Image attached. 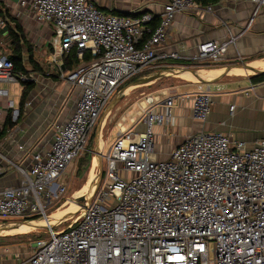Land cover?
Segmentation results:
<instances>
[{
  "label": "built area",
  "instance_id": "built-area-1",
  "mask_svg": "<svg viewBox=\"0 0 264 264\" xmlns=\"http://www.w3.org/2000/svg\"><path fill=\"white\" fill-rule=\"evenodd\" d=\"M220 1L252 3L248 28L264 10V0ZM18 2L36 21L53 28L50 65L76 101L69 118L56 125L49 150L34 153L29 167L7 159L22 182L0 188V224L29 217L45 221L50 233L49 239L32 243L30 254L18 264H264V139L247 150L244 142L226 134L201 131L185 137L169 158L155 159V128L170 126L174 119L170 111L178 96L168 88L161 90L163 97L148 95L135 106L119 124L109 151L102 150L104 184L97 197L96 189L83 202L85 215L56 231L47 213L52 199L67 193V184L59 180L68 178L110 100L130 79L155 66L157 49L166 43L176 15L201 5L166 0L159 25L153 27L150 13L114 14L94 0ZM204 7L213 11L212 5ZM4 27L0 16V31ZM235 40H206L193 61L217 63ZM71 53L81 61L92 58L66 71L63 60ZM27 79L33 75L22 77ZM15 82L13 61L0 55V83ZM213 88L201 84L186 95L199 122H206L212 111ZM18 116L19 109L13 108V120ZM139 121L144 128L139 129ZM9 139L14 144L16 135L10 133Z\"/></svg>",
  "mask_w": 264,
  "mask_h": 264
},
{
  "label": "crops",
  "instance_id": "crops-1",
  "mask_svg": "<svg viewBox=\"0 0 264 264\" xmlns=\"http://www.w3.org/2000/svg\"><path fill=\"white\" fill-rule=\"evenodd\" d=\"M165 2L166 0H110L98 6L110 13L113 9L119 13H130L129 15L150 13L153 16L152 26L156 27L161 20ZM209 5L213 7L212 12H207L205 7L201 6L199 10L176 15L169 28L166 43L157 49L159 57L154 64L158 67L156 69H162L165 65L172 63L173 59L161 57L163 54L178 52L181 55L179 60L195 63L193 58L198 53L200 43L206 40L235 37V42L230 45L222 60L224 63L220 64V68L209 71L220 72L216 73L219 76L228 66L227 62H238L240 58L264 71V10L248 28L254 7L252 3L215 0ZM0 6L22 25L26 40L35 48L34 59L47 73L57 75L58 71L52 69L50 65V56L54 51L53 28L49 24L36 21L33 15L27 14L18 0H0ZM155 16L160 18L157 19V25L153 24ZM1 17L4 19L3 16ZM4 20L5 27L0 31V55L9 57L13 54V36L6 25V19ZM14 23L12 22L13 26ZM24 44V40H21V45ZM23 54L27 62L29 54L26 47L23 49ZM208 64L214 63L200 62L195 63L194 66L201 67ZM27 69L33 75L35 87L28 96L24 105V114L18 125L0 138V188L21 184L22 175L15 165L29 167L34 153L49 150L56 125L65 122L76 106L75 96L70 99V87L63 84L59 78L45 76L35 71L29 63H27ZM228 75L232 76L230 73ZM251 77L235 75V77L211 83L214 87L213 105L206 122H199L193 118L192 99L186 97L187 94L194 93L196 84L190 82L171 87L174 95L178 97L175 99L177 104L170 112L176 121H179L185 135L184 138L172 141V137H167L166 127L157 126L155 142L164 138L167 145L163 148V154L154 147V158L157 160L169 158L172 149L181 144L185 137L201 131L221 132L230 136L234 142H244L247 150L253 149L256 142L264 137L251 139L237 131L246 118H264V81L254 83ZM23 89L24 84L21 81L0 83V90L7 91V94H0V131L4 128L8 116L12 115L13 108L19 109ZM10 103H13V107ZM231 105H235L233 112L230 110ZM159 110L169 111L163 107ZM173 123L175 125V121ZM10 133L16 135L14 144L10 143ZM19 145H24V148L21 149ZM7 159H12L15 165H8Z\"/></svg>",
  "mask_w": 264,
  "mask_h": 264
},
{
  "label": "rangeland",
  "instance_id": "rangeland-1",
  "mask_svg": "<svg viewBox=\"0 0 264 264\" xmlns=\"http://www.w3.org/2000/svg\"><path fill=\"white\" fill-rule=\"evenodd\" d=\"M95 1L96 3H98V5L101 6V4H104L105 2L108 3L110 0H95ZM239 61L245 62L244 60L242 61V59L240 58L238 59V62H233V63L227 62V63H228V66H231V65L239 64L240 63ZM223 63L224 62L221 60L217 63L203 65L201 67H196L192 65V66H178L175 68L185 69V70L194 69L200 72L202 70L220 68L219 67L220 64H223ZM156 68L158 67L153 66V68H151V72L147 74H151V73H154L160 70ZM224 70L225 68L223 69V71ZM252 75H255V73L252 72L248 76L251 77ZM230 77H235V75H232V76L226 75L222 79L225 80L226 78H230ZM206 79H210V78H206ZM132 82L133 81L127 82L113 96L114 98L121 90L129 89L127 93H125L124 97L120 101H118V103L114 107H112L110 111L107 112V108L110 105L109 103L111 102L110 100V102L107 105V108L101 114V117L99 118L93 130L92 136L90 138V141L85 151L68 170V173H67L68 178L67 179L65 177L60 178L59 180L60 182L65 181V183L67 184L68 191L60 199H57L55 197L52 199V203L47 209L48 215H52L58 211L65 210L72 205L71 202H67L68 199L70 200L73 199L74 194L78 190H80L83 187V185L87 182L88 177L90 175V171L93 167V159L94 157L98 158L97 155L99 154V152H102L101 149L99 148V140L103 141L102 150L104 149V154H106L109 151V148L112 146V144L115 142L117 138L119 124L124 122L123 118L124 117L129 118L130 115H132L134 107L141 104L143 101H145V98L148 95H158L159 94L161 97H163L161 94V90L165 88L172 89L171 87H175L183 83H190V82L195 83L196 90L198 89V86L201 84H206V85L210 84L207 82L201 83L199 79L196 81H192V80L183 79L182 77H179V76H166L164 78H161V79H158L152 82L151 84L129 88L128 86ZM213 90H212V94L214 92ZM176 104L177 102L174 103V105ZM174 121H175V125L173 123L171 126L166 127V130L168 131L167 133L168 135L167 134L166 135L168 138L172 137L171 138L172 141H176L185 135L182 127L178 123L179 121L177 122L175 118L173 119V122ZM101 123H102V129L100 130L98 134L99 139H97V130ZM242 123L244 124H241V122L239 123L241 124L242 127L239 128L237 131L241 132L244 137H248L251 139H254L256 137H264V118H246L244 121H242ZM144 126L145 124H143L142 121L138 122L139 128H144ZM166 145H167V142L164 138H162L159 142L157 141V143L154 142L155 149L158 148V150L161 151V154H163V150H164L163 148ZM87 157L88 159H90L89 162L86 160ZM102 161H103V157H102ZM105 170H106V167L103 161L102 176L100 179L99 163H98V166H96L95 168V175L98 176V179H100L99 186L96 191V197L100 193L101 188L104 184ZM80 198L78 199L77 202L80 201ZM80 202L83 203L82 201ZM66 227H67V223H63V224L55 226L54 228L56 231H62L66 229ZM26 233L8 234L5 231L0 233V264H18V263L23 262L32 250V247H31L32 243L36 242L40 238H43V239L50 238V233L48 232L47 229H37V230L31 229L27 231Z\"/></svg>",
  "mask_w": 264,
  "mask_h": 264
},
{
  "label": "trees",
  "instance_id": "trees-1",
  "mask_svg": "<svg viewBox=\"0 0 264 264\" xmlns=\"http://www.w3.org/2000/svg\"><path fill=\"white\" fill-rule=\"evenodd\" d=\"M201 6H206L209 5L211 3H213L215 0H196ZM114 14H123V15H129L130 13H119L116 10H112L111 11ZM0 15L4 17V19H6V25L8 26L9 30L11 31V35L13 36V54L11 56H9V58L13 61L14 63V74L15 76L18 78L19 81H21L24 84V89L22 92V97H21V102H20V107H19V116L18 118L14 121L12 118V115L8 116L5 124H4V128L0 131V138L4 137L7 132H9V130H12L13 128H15L21 117L24 114V105L27 102L28 96L31 92V90L35 87V82L33 80H22V77H30V70L27 69V63H29L30 65L33 66L34 70L45 75V76H51V77H55V78H59L60 74L57 73V75L53 74H49L47 73L41 66L40 64L34 59V47L26 40L25 35L23 34V27L22 25L19 23L18 20H16L15 18H13L8 11H4L1 6H0ZM157 19L158 16L154 17V22L153 24L157 25ZM12 22L14 23V26L12 25ZM21 40H24L25 44L21 45ZM24 47L27 48V53L29 54V59L26 62L24 60V54H23V49ZM92 57L90 55H87L85 57V59L83 61L79 60L76 56L75 53H71L67 56L64 57L63 60V69H65L66 71H71L74 70L76 67H78L82 62L84 61H88L90 60ZM172 63L165 65V67H163L162 69H171V68H175L178 66H192L195 65V63L192 62H187V61H183V60H179V59H173L171 60ZM160 69V70H162ZM151 72L147 71L141 75H138L136 77H133L132 79H130V81H134L135 79H137L138 77L147 74ZM252 80L254 81V83H258V82H262L264 81V73L262 74H256V75H252ZM128 81V82H130ZM88 162L90 161V159H86ZM27 220H32L34 218H26Z\"/></svg>",
  "mask_w": 264,
  "mask_h": 264
},
{
  "label": "water",
  "instance_id": "water-1",
  "mask_svg": "<svg viewBox=\"0 0 264 264\" xmlns=\"http://www.w3.org/2000/svg\"><path fill=\"white\" fill-rule=\"evenodd\" d=\"M234 67H245L246 69H250L252 70V72H254L255 74H262L264 73L263 70L258 69L253 67L250 63H246V62H240L239 64L236 65H231L225 68V70L217 77L211 78V79H206L205 77L201 76L199 74L198 71L194 70V69H190V70H185V69H176V68H171V69H162L159 71H156L154 73L151 74H145L142 75L140 77H138L137 79H135L132 83H130V85L128 86L129 88H133L135 86H141V85H146V84H151L152 82L164 78L166 76H179L181 73L186 72V71H192L193 73H195L198 76V79L201 82L204 83H216L218 81H220L224 76L228 75L231 71L232 68ZM125 90H121L109 103L110 105L107 108V112L110 111V109L112 107H114L118 101H120L124 95H125ZM102 129V123L99 125L98 130H97V139H99L98 134L100 132V130ZM98 153V152H97ZM98 156V160H99V169H100V179L102 176V170H103V161H102V152H99ZM99 179V180H100ZM98 180V179H97ZM98 180V182H99ZM91 195V193L82 196L80 198V201L84 202L87 200V198H89ZM74 199H68L67 202H71V204L73 203ZM78 201V200H77ZM76 201V202H77ZM77 202V211L75 213H73L71 216L62 219L58 222H53L52 221V225L53 226H57L63 223H68V226L66 228H70L72 227L81 217H83V215H85L87 208L86 206L81 203V202ZM72 206V205H71ZM70 206V207H71ZM69 208V207H68ZM49 220L51 219V216L49 217ZM20 225H30L32 229H47V225L46 224H41L39 223V221H35V220H20V221H10V222H5L3 224H0V233L4 232L5 230H10L11 228H14L15 226H20Z\"/></svg>",
  "mask_w": 264,
  "mask_h": 264
},
{
  "label": "bare ground",
  "instance_id": "bare-ground-1",
  "mask_svg": "<svg viewBox=\"0 0 264 264\" xmlns=\"http://www.w3.org/2000/svg\"><path fill=\"white\" fill-rule=\"evenodd\" d=\"M216 73L217 72H215V71H209V70H202L199 72V74L201 76H203L205 78H210V79L217 76V74H219L220 72L217 74ZM251 73H252V70L246 69L245 67H234L230 71L231 75H238V76L250 75ZM179 77H182L183 79H187V80H192V81L198 80V76L195 73H193L192 71L183 72L179 75ZM128 90L129 89H127L125 91V93H127ZM102 146H103V141L99 140V148L101 149V151H102ZM98 161H99L98 158L94 157L93 167L90 171V175L88 177V180L83 185V187L74 194V198H73L74 200H72L73 201L72 206L65 209V210H61V211H58V212L52 214L51 219L53 222H58L62 219H65V218L71 216L73 213H75L77 211L78 205H77L76 201L80 197L85 196L89 193H93L97 189V187L99 185V182H98L99 179H98V176L95 175V168H96V166H98V163H99ZM39 223L44 224L45 221L41 220ZM31 229L32 228L30 225H20V226H15L14 228H11L10 230H5V232L8 234L26 233L27 231H29Z\"/></svg>",
  "mask_w": 264,
  "mask_h": 264
}]
</instances>
